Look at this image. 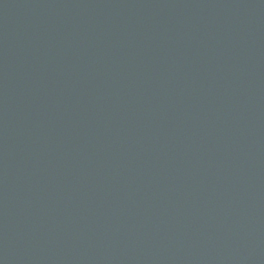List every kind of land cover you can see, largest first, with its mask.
Segmentation results:
<instances>
[{
    "label": "water",
    "instance_id": "95a60500",
    "mask_svg": "<svg viewBox=\"0 0 264 264\" xmlns=\"http://www.w3.org/2000/svg\"><path fill=\"white\" fill-rule=\"evenodd\" d=\"M0 264H264V0H0Z\"/></svg>",
    "mask_w": 264,
    "mask_h": 264
}]
</instances>
